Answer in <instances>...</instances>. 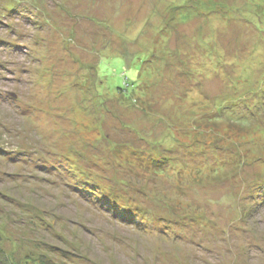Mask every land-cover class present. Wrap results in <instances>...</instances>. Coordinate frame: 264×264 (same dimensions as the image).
Listing matches in <instances>:
<instances>
[{
    "label": "rangeland",
    "instance_id": "1",
    "mask_svg": "<svg viewBox=\"0 0 264 264\" xmlns=\"http://www.w3.org/2000/svg\"><path fill=\"white\" fill-rule=\"evenodd\" d=\"M0 249L264 264V0H0Z\"/></svg>",
    "mask_w": 264,
    "mask_h": 264
},
{
    "label": "trees",
    "instance_id": "2",
    "mask_svg": "<svg viewBox=\"0 0 264 264\" xmlns=\"http://www.w3.org/2000/svg\"><path fill=\"white\" fill-rule=\"evenodd\" d=\"M0 264H12L8 256H6L1 249H0ZM40 264H48V263L41 260Z\"/></svg>",
    "mask_w": 264,
    "mask_h": 264
}]
</instances>
